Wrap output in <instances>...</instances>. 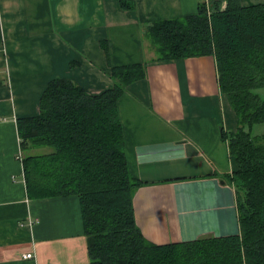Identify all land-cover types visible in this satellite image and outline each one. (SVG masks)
<instances>
[{
    "label": "crops",
    "instance_id": "1",
    "mask_svg": "<svg viewBox=\"0 0 264 264\" xmlns=\"http://www.w3.org/2000/svg\"><path fill=\"white\" fill-rule=\"evenodd\" d=\"M119 1L0 0V264L89 261L78 198L27 196L16 119L38 113L54 78L96 95L112 87V67L131 63H145L146 74L117 108L140 183L132 206L142 236L163 245L239 234L235 191L223 179L236 165L221 137L236 130V116L215 60H157L147 35L155 21L194 14L198 0H126L130 10Z\"/></svg>",
    "mask_w": 264,
    "mask_h": 264
},
{
    "label": "trees",
    "instance_id": "2",
    "mask_svg": "<svg viewBox=\"0 0 264 264\" xmlns=\"http://www.w3.org/2000/svg\"><path fill=\"white\" fill-rule=\"evenodd\" d=\"M147 35L157 60H215L218 88L236 116V130L221 137L236 165L223 179L235 191L239 234L157 245L137 228L132 198L140 183L126 161L117 102L144 78L145 63L112 67V87L96 95L66 78L47 83L38 113L16 119L27 196L78 198L85 264H264V133H251L264 123V4L198 0L194 14L155 21ZM41 147L50 152L27 153Z\"/></svg>",
    "mask_w": 264,
    "mask_h": 264
},
{
    "label": "rangeland",
    "instance_id": "3",
    "mask_svg": "<svg viewBox=\"0 0 264 264\" xmlns=\"http://www.w3.org/2000/svg\"><path fill=\"white\" fill-rule=\"evenodd\" d=\"M251 133L253 135L263 134L264 133V123L253 125ZM46 150H48V149H46Z\"/></svg>",
    "mask_w": 264,
    "mask_h": 264
},
{
    "label": "built area",
    "instance_id": "4",
    "mask_svg": "<svg viewBox=\"0 0 264 264\" xmlns=\"http://www.w3.org/2000/svg\"><path fill=\"white\" fill-rule=\"evenodd\" d=\"M32 257H33V256H32V254H30V253L25 254V256H24V258H27V259L32 258Z\"/></svg>",
    "mask_w": 264,
    "mask_h": 264
}]
</instances>
